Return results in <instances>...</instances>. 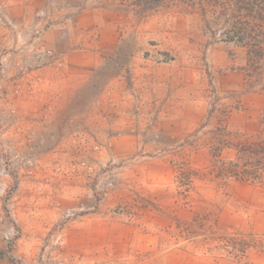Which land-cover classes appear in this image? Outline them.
<instances>
[{
    "label": "rangeland",
    "instance_id": "rangeland-1",
    "mask_svg": "<svg viewBox=\"0 0 264 264\" xmlns=\"http://www.w3.org/2000/svg\"><path fill=\"white\" fill-rule=\"evenodd\" d=\"M227 17L0 0V264H264V188L209 174L261 103Z\"/></svg>",
    "mask_w": 264,
    "mask_h": 264
},
{
    "label": "trees",
    "instance_id": "trees-1",
    "mask_svg": "<svg viewBox=\"0 0 264 264\" xmlns=\"http://www.w3.org/2000/svg\"><path fill=\"white\" fill-rule=\"evenodd\" d=\"M208 6L228 16L222 42L241 47L246 54L251 90L261 103L253 131L241 135H219L212 143L209 174L223 185H254L264 188V0H205ZM229 150L222 158V151ZM258 247L264 252V239Z\"/></svg>",
    "mask_w": 264,
    "mask_h": 264
},
{
    "label": "crops",
    "instance_id": "crops-1",
    "mask_svg": "<svg viewBox=\"0 0 264 264\" xmlns=\"http://www.w3.org/2000/svg\"><path fill=\"white\" fill-rule=\"evenodd\" d=\"M258 101V100H257Z\"/></svg>",
    "mask_w": 264,
    "mask_h": 264
}]
</instances>
